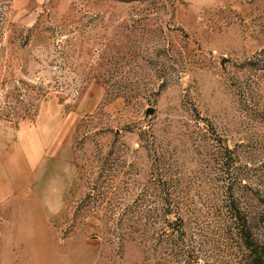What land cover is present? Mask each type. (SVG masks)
<instances>
[{
    "label": "rangeland",
    "instance_id": "374dc122",
    "mask_svg": "<svg viewBox=\"0 0 264 264\" xmlns=\"http://www.w3.org/2000/svg\"><path fill=\"white\" fill-rule=\"evenodd\" d=\"M0 264H264V0H0Z\"/></svg>",
    "mask_w": 264,
    "mask_h": 264
}]
</instances>
